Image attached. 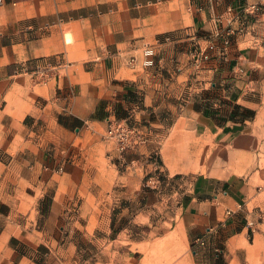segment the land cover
I'll use <instances>...</instances> for the list:
<instances>
[{"label":"rangeland","instance_id":"rangeland-1","mask_svg":"<svg viewBox=\"0 0 264 264\" xmlns=\"http://www.w3.org/2000/svg\"><path fill=\"white\" fill-rule=\"evenodd\" d=\"M250 2L259 8L235 29H203L196 46L202 58L240 35L260 47L242 99L257 129L238 139L234 167L255 172L264 201V0ZM179 18L191 22L186 0H0V264H264L256 224L237 242L192 235L183 218L194 178L170 175L162 144L149 145L150 75L166 78L158 100L173 106L187 103L196 72L162 60L167 42L195 41L169 29ZM172 106L157 112L167 122ZM111 121L145 141L121 148Z\"/></svg>","mask_w":264,"mask_h":264},{"label":"crops","instance_id":"crops-1","mask_svg":"<svg viewBox=\"0 0 264 264\" xmlns=\"http://www.w3.org/2000/svg\"><path fill=\"white\" fill-rule=\"evenodd\" d=\"M250 1L186 0L191 22L186 25L179 18L171 21L173 27L169 29H191L195 41L186 44V39L180 38L167 42L162 60L168 69L177 65L182 73L198 71L189 75V99L184 105L159 102L165 90L161 83L166 78L157 74L150 75L154 85L146 95L147 109L156 112L154 118L146 119L150 123L149 145L162 144L160 157L170 175L184 173L194 178V195L185 208L184 223L194 237L209 232V241L213 239L214 243L219 238L227 243L241 241L252 224L259 227L257 232L264 241L263 190L253 180L254 171L239 173L234 167L238 139L253 135L257 129L253 102L242 99L248 83L255 78L253 67L261 57L260 47L246 44L248 35H240L225 52L208 49L202 58L203 52L196 46L203 29H209L211 35L213 29L236 28L238 13ZM151 15L148 13V17ZM200 61L202 68L198 69ZM208 84L209 89H204ZM170 106L176 116L167 122L157 112ZM243 144L240 147L244 150L250 149L257 140Z\"/></svg>","mask_w":264,"mask_h":264},{"label":"built area","instance_id":"built-area-1","mask_svg":"<svg viewBox=\"0 0 264 264\" xmlns=\"http://www.w3.org/2000/svg\"><path fill=\"white\" fill-rule=\"evenodd\" d=\"M258 8V2H249L244 7H242V9L240 10L241 12L238 13V17H240V15L244 12H254ZM226 29L235 28H233L232 26H228ZM226 42H229V40L227 39ZM155 55V46L150 42L146 43L143 49V64L148 66L154 65ZM108 134L118 141L121 148L136 146L137 144L145 141L142 133L136 127L124 125L119 121H111L108 129ZM200 240L204 242L205 238H202Z\"/></svg>","mask_w":264,"mask_h":264}]
</instances>
